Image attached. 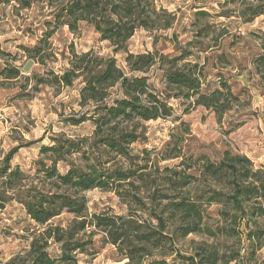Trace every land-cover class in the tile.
I'll use <instances>...</instances> for the list:
<instances>
[{"label":"trees","instance_id":"trees-1","mask_svg":"<svg viewBox=\"0 0 264 264\" xmlns=\"http://www.w3.org/2000/svg\"><path fill=\"white\" fill-rule=\"evenodd\" d=\"M12 2L20 3L22 9L32 4L31 0H0V5ZM46 2L52 20L44 24L53 28L46 29L35 46H19L23 53L43 64L41 46L49 45L58 28L67 27L73 34L81 24H86L92 27L99 42L108 44L113 54L124 56L126 69L119 67L111 56H100L93 50L76 53L70 46L67 66L61 76L54 78L53 84L71 87L74 81H79L80 111L67 122L74 127L89 122L93 130L87 136L72 137L63 133L50 136L49 145L38 147V156L27 171L11 165L18 149L3 158L0 209L8 201L22 206L29 222L24 229L31 237L26 247L3 264H77V256L88 255L92 250L94 235H101L105 244L114 249L117 262L124 264H230L244 259L241 250L226 258L207 243L201 252L189 255L175 249L178 238L191 234L216 237L214 230L207 226L202 229L204 206L222 203L225 198L236 213L244 214L243 206L250 200L264 201V169L255 170L253 162L244 155L223 150L217 161L197 155L194 161L182 160L173 168H159L160 161H155L154 168L165 175L163 182L167 191L180 193L154 192L148 197L149 204L158 199L163 204L158 214L151 211L144 217L131 209V204L145 207L141 189L146 183L147 165L133 166L137 157L129 151L131 145L141 140L137 123L171 118L170 99L192 100V106L212 110L218 116L228 110L225 98L233 95L226 82L221 81L218 87L202 92L206 58L200 62L199 55L206 51L197 42L179 47L173 34L171 53L131 54L127 45L136 31L165 32L176 23V15L158 9L155 0ZM198 9L195 18L208 16ZM263 14L264 8L259 7L252 10L251 19ZM206 30L205 27L203 31ZM9 55L0 46V80H28L21 75L19 67L10 66ZM258 57L256 62L264 61L263 55ZM155 65L162 71L163 93L155 90L147 74ZM34 80L38 85L46 82L39 77ZM35 143L41 140L27 146ZM180 149L174 147L170 154L164 149L162 161L178 159ZM141 154L148 157L149 151L142 149ZM201 180L207 182V192L190 194ZM224 181L229 182L230 193L223 192ZM92 190L113 192L122 204L128 205V212L117 215L107 209L89 213L85 193ZM258 211L264 216L260 204ZM169 221L176 224L173 232H168ZM263 234L264 230L257 229L247 235L249 241H255V245H250L253 250L262 247L258 242ZM53 246L55 252L51 250ZM206 248L213 249L205 253Z\"/></svg>","mask_w":264,"mask_h":264},{"label":"rangeland","instance_id":"rangeland-1","mask_svg":"<svg viewBox=\"0 0 264 264\" xmlns=\"http://www.w3.org/2000/svg\"><path fill=\"white\" fill-rule=\"evenodd\" d=\"M31 2L27 9H22L18 2L0 5V46L10 54L7 57L10 66L19 67L21 75L28 78L9 82L0 80V164L16 148L18 151L13 155L11 165H18L25 171L37 158L38 147L49 145L50 136L61 133L72 137L87 136L93 130L89 122L75 127L67 122L80 111L77 106L79 81H74L71 87L53 84L54 78L61 76L67 66L70 46L76 53L93 50L100 56H111L119 67L126 69L124 56L113 54L108 44L99 42L92 27L86 24H81L73 34L67 27L58 28L49 39V45L41 46L43 64L29 58L19 46H35L43 32L53 28L44 24L52 20L46 0ZM155 5L176 15L173 28L154 33L138 30L129 40L127 50L131 54L171 53L173 34L179 47L197 42L206 51L199 55L200 62L206 58L202 92L214 89L224 81L230 86L233 97L226 96L224 102L228 110L220 116L212 110L192 106V100L170 99L171 118L137 123L141 140L131 145L129 151L137 157L133 166L147 165L144 171L146 183L141 189L145 207L131 204V209L144 217L151 211L158 214L162 210L159 199L151 204L147 201L154 192L159 195L180 193L167 191L163 182L165 175L154 168L155 161H160L159 168H173L182 160L194 161L197 155H206L211 161H217L219 154L228 150L249 158L255 170L264 169V61H255L258 56H264V14L251 19L252 10L264 6L255 5L251 0H155ZM198 7L208 16L195 18ZM205 27L207 30L203 31ZM28 60H32L33 65L25 73L23 67ZM147 74L155 90L163 93L162 71L158 66L150 68ZM34 77L46 82L38 85ZM38 140L41 143L27 146ZM174 147L181 148L180 157L162 161L163 150L170 154ZM142 149L149 151L148 157L141 154ZM228 183L224 181L221 185L225 194L230 193ZM196 185L190 194L207 192V182L201 180ZM85 198L89 213L110 209L114 214L125 215L129 209L113 192L92 190L85 193ZM259 204L264 214L262 200L246 203L244 214L236 213L225 198L222 203L204 206L202 229L207 226L215 231L216 237L191 234L184 239L178 238L175 249L189 255L201 252L207 243L226 258L241 250L244 259L230 264H264V234L258 242L262 245L259 250L251 248L255 241H249L247 236L253 230H264V216L259 215ZM27 220L22 206L16 201H8L0 209V264L28 245L31 237L24 229L29 223ZM167 228L168 232H173L176 224L169 221ZM91 240L92 250L88 255L77 256V264H124L117 262L114 249L105 244L101 235H94ZM213 248H206L205 253ZM51 250L55 252L56 247Z\"/></svg>","mask_w":264,"mask_h":264},{"label":"water","instance_id":"water-1","mask_svg":"<svg viewBox=\"0 0 264 264\" xmlns=\"http://www.w3.org/2000/svg\"><path fill=\"white\" fill-rule=\"evenodd\" d=\"M33 65V61L32 60H28L27 63L25 64V66L23 67V72L27 73L30 68Z\"/></svg>","mask_w":264,"mask_h":264},{"label":"clouds","instance_id":"clouds-1","mask_svg":"<svg viewBox=\"0 0 264 264\" xmlns=\"http://www.w3.org/2000/svg\"><path fill=\"white\" fill-rule=\"evenodd\" d=\"M251 2L255 5H264V0H251Z\"/></svg>","mask_w":264,"mask_h":264}]
</instances>
